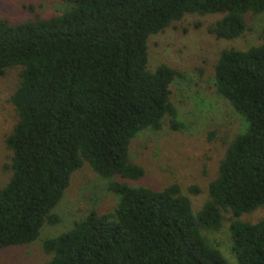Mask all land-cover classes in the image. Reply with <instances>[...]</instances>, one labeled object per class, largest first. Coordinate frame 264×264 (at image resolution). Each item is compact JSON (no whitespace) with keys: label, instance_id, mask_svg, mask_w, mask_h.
Returning a JSON list of instances; mask_svg holds the SVG:
<instances>
[{"label":"trees","instance_id":"obj_1","mask_svg":"<svg viewBox=\"0 0 264 264\" xmlns=\"http://www.w3.org/2000/svg\"><path fill=\"white\" fill-rule=\"evenodd\" d=\"M66 1L71 9L61 15L15 25L0 20V76L23 68L11 98L18 122L6 140L12 176L0 189V251L30 245L45 225L57 226L55 211L72 176L88 164L111 180L117 206L91 211L47 238L44 264H229L202 234L221 230L225 212L238 264H264V219L239 221L264 205V43L223 50L215 66L217 94L244 128L201 209L194 211L176 183H127L145 175L130 158L132 141L146 130L160 132L166 119L174 131L183 127L171 98L182 74L167 65L149 71L150 39L187 15H209L220 16L212 35L236 41L247 31V15L264 16V0Z\"/></svg>","mask_w":264,"mask_h":264},{"label":"rangeland","instance_id":"obj_2","mask_svg":"<svg viewBox=\"0 0 264 264\" xmlns=\"http://www.w3.org/2000/svg\"><path fill=\"white\" fill-rule=\"evenodd\" d=\"M69 9L66 0H0V20L15 25L36 15L47 19ZM219 19L220 16L187 15L150 39L149 71L167 65L182 74L171 86V98L183 127L174 131L166 119L160 132L146 130L130 146L131 160L145 169V175L127 183L151 189L176 183L191 198L196 213L208 200V187L218 175L228 145L244 128L242 117L216 91L215 66L220 53L229 49L245 51L264 43V16L247 15V31L236 41L218 40L211 34V26ZM22 69L16 66L0 76V189L12 176L13 153L6 140L18 122L11 98L19 87ZM109 181L85 164L72 176L71 185L55 211L60 223L54 227L45 225L40 238L30 245L1 250L0 264L48 262L50 257L43 247L47 238L71 230L91 211L100 214L114 211L118 200L108 190ZM191 187L199 189V194L192 195ZM224 217L221 230H202V234L229 264H238L230 232L231 214L225 212ZM263 219L264 205L244 214L239 221L255 224Z\"/></svg>","mask_w":264,"mask_h":264}]
</instances>
